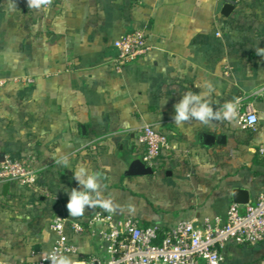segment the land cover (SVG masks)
<instances>
[{"label":"crops","instance_id":"0c3cea01","mask_svg":"<svg viewBox=\"0 0 264 264\" xmlns=\"http://www.w3.org/2000/svg\"><path fill=\"white\" fill-rule=\"evenodd\" d=\"M12 2L0 0V160H27L41 187L0 183V262H37L52 251L57 216L79 249L68 256L105 257L102 224H88L109 212L86 208L73 218L66 207L81 162L119 205L116 218L163 231L225 219L236 190L250 203L264 192V57L255 53L264 48V1L241 0L227 14L219 0H53L44 11L27 0H14L13 11ZM134 31L145 32L150 49L118 70L115 43ZM205 81L215 87L214 110L238 100V113H257L256 128H240L238 117L177 127L174 105ZM145 125L168 148L158 171L129 175L134 161L143 163ZM61 155L72 170L57 163ZM223 253L225 264H264V243L230 242Z\"/></svg>","mask_w":264,"mask_h":264},{"label":"built area","instance_id":"2783aa9c","mask_svg":"<svg viewBox=\"0 0 264 264\" xmlns=\"http://www.w3.org/2000/svg\"><path fill=\"white\" fill-rule=\"evenodd\" d=\"M223 5H237L241 0H219ZM264 1V0H260ZM118 49L117 69L135 62L149 51L147 37L143 31L126 34L115 43ZM255 121L251 122V118ZM259 124L257 113L248 108L238 113V125L242 129H255ZM139 142L145 147L143 163L154 173L161 167L163 150L168 148V139L153 126L145 125L138 130ZM264 154V149H261ZM0 183L21 185L39 189V171L25 159L5 155L0 162ZM68 220L57 216L52 229L58 239L53 250L64 255L79 253L77 246L68 242L66 226ZM100 223L101 237L106 242L105 257L78 261L77 264H225L223 249L226 244L257 245L264 243V192L254 203L232 204L225 219L206 217L202 222H180L174 229L160 231L155 226H145L141 220L124 216L116 218L114 213H97L89 226ZM75 232L85 227L72 224ZM0 264H50L47 255L37 262H15Z\"/></svg>","mask_w":264,"mask_h":264},{"label":"clouds","instance_id":"9594fccd","mask_svg":"<svg viewBox=\"0 0 264 264\" xmlns=\"http://www.w3.org/2000/svg\"><path fill=\"white\" fill-rule=\"evenodd\" d=\"M53 3V0H27L28 8L36 11L47 10ZM11 10H16V4H10ZM257 56L264 57V48H255ZM197 88L201 89L199 93L186 92L182 99L175 105V115L173 116L174 124L177 127H184L186 123L198 121L202 125H210L213 121L233 123L238 117V100L225 102L222 108L214 110L210 97L215 92V87L210 81L203 84H197ZM255 121V117L251 118V122ZM59 152V149L57 150ZM57 163L63 167L71 168V160L67 155H61ZM73 179L77 182V188L70 191L65 189L69 199L67 202V210L70 217L80 218L85 214L86 208H101L105 212L115 213L119 209L113 200L104 198L102 195L104 188L99 174H94L89 166L81 162L73 171ZM47 260L50 264H77L73 257L58 253L52 250L47 253ZM83 264V262H80Z\"/></svg>","mask_w":264,"mask_h":264},{"label":"water","instance_id":"95a60500","mask_svg":"<svg viewBox=\"0 0 264 264\" xmlns=\"http://www.w3.org/2000/svg\"><path fill=\"white\" fill-rule=\"evenodd\" d=\"M235 5L233 4H227L225 5V13H229L232 10H234ZM4 158V157H3ZM3 158L0 160V162L3 160ZM129 175H138V176H145V175H152L153 171L146 167L145 164H143L140 160H136L133 162L131 167V172H128ZM9 187V184H7L6 189ZM234 200L236 204L238 205H247L250 203L249 195L247 192L242 190H236L234 193Z\"/></svg>","mask_w":264,"mask_h":264},{"label":"trees","instance_id":"16d2710c","mask_svg":"<svg viewBox=\"0 0 264 264\" xmlns=\"http://www.w3.org/2000/svg\"><path fill=\"white\" fill-rule=\"evenodd\" d=\"M160 231L163 233L164 231L160 229Z\"/></svg>","mask_w":264,"mask_h":264}]
</instances>
